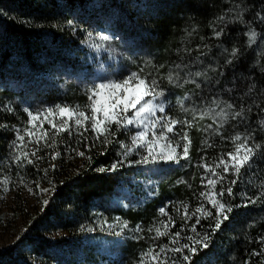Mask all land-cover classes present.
Instances as JSON below:
<instances>
[{
    "label": "trees",
    "instance_id": "16d2710c",
    "mask_svg": "<svg viewBox=\"0 0 264 264\" xmlns=\"http://www.w3.org/2000/svg\"><path fill=\"white\" fill-rule=\"evenodd\" d=\"M241 12L243 21L237 19ZM258 12L264 15V0H0V181L9 178L7 192L14 191L25 207L14 242L0 250V264H139L146 248L167 243L148 231L167 219L159 208L167 206L176 220L172 231H177L181 205L191 211L204 190L201 156L211 161L230 149L228 140L215 134L222 109L228 115L220 132L249 134L260 148L234 195L225 196L233 206L229 220L193 264H260L264 256L252 255L264 235V23L257 20ZM250 28L257 32L252 44L245 35ZM101 34L111 39L99 41ZM99 43L104 45L101 55L94 50ZM109 57L115 79L141 68L157 79L167 102L165 115L191 120L209 113L187 129L189 158L170 165L129 164L142 158L138 150L115 171H98L122 159L120 145L130 144L135 131L129 129L107 146L87 134L90 149L63 133L54 149L42 148L38 155L43 159L35 165L16 164L12 141L27 119L24 108L85 105L88 90L99 80L95 72ZM228 59L233 62L227 64ZM197 71L203 75L196 77ZM170 74L175 82L169 81ZM241 110L243 116L233 119ZM53 151L60 152L55 160L49 156ZM2 189L0 183V193H6ZM25 189L34 204L22 198ZM124 222L128 227L121 231ZM208 225L202 220L197 230L210 233Z\"/></svg>",
    "mask_w": 264,
    "mask_h": 264
},
{
    "label": "snow or ice",
    "instance_id": "6c2138e0",
    "mask_svg": "<svg viewBox=\"0 0 264 264\" xmlns=\"http://www.w3.org/2000/svg\"><path fill=\"white\" fill-rule=\"evenodd\" d=\"M256 17L258 21L264 23V15L258 12ZM237 19L243 21L242 12L238 14ZM67 23L72 24V21L69 20ZM223 31L222 28L215 32V36L220 37ZM245 35L249 44L254 43L257 39V32L251 28ZM88 36L91 38L92 33H88ZM98 39L103 42L109 41L111 37L101 34ZM103 46L102 43L95 44L97 49ZM237 52L238 50L233 48L231 56L235 57ZM232 62V59L226 61L227 64ZM194 75L200 77L203 73L197 71ZM168 79L170 82H175L171 74ZM192 82L195 83V81ZM254 87V84L249 87V92ZM158 89L157 79L149 78L141 68L139 71L129 72L119 79H103L93 83L88 90L87 103L83 106L56 104L41 110H30L26 107L24 108V112L27 114L25 124L22 128H16L15 139L12 141L13 160L21 167L26 164L35 165L37 161L43 159L38 155L42 148L54 149L63 133H67L70 139L75 136L77 143H83L86 148L90 149L93 144L87 143L89 140L87 134L91 133L93 141L107 146L114 142L118 132L129 129H135V131L131 135L130 144L120 145L124 149L122 159L114 162L110 168H100L98 171H115L123 165L129 156L138 153V150H143L142 158L128 161L129 164H147L158 161L178 163L181 159H188L191 139L187 129L193 127V121L198 118L202 120L209 113L201 112L198 116L194 114L191 120L171 118L165 115V103L160 100L163 92ZM178 102L182 103L179 98ZM233 107L234 105L231 103L227 105L229 109ZM5 110L13 111L9 106H5ZM216 115L220 117V122L217 124L215 134L228 140L231 145L230 149L220 153L211 161L201 156L199 167L203 169L204 175L201 176L200 183L204 190L199 193L200 202L191 211L187 204L181 205L182 223L177 231H172L176 227V220L168 213L167 206L159 208L160 216L167 217V219L160 220L148 231L154 232V240L167 238V243L154 244L146 248L140 255L139 264H193V257L210 247L212 235L221 230L224 223L229 220L233 206L225 200V196L232 197L234 195V186L246 174L260 145L252 143L249 134L223 135L220 129L228 114L222 109ZM242 116L241 110L236 111L232 118L236 119ZM45 124L48 125L47 128L44 127ZM178 125H182L179 130H177ZM211 128L212 124L206 126V129ZM204 143L211 147L207 140ZM33 145L34 147H30ZM72 151L80 157L86 156V153L79 149L72 148ZM59 155V151L49 153L52 160H55ZM51 167L54 169L55 164H52ZM43 171L46 175L48 170L43 169ZM0 183L3 184L2 190L7 192L9 178L5 176ZM36 187L39 188L38 182ZM29 191L32 190L29 189ZM40 191L48 192L50 190L40 189ZM250 202L254 204L256 200L253 199ZM43 203L47 205L48 200H44ZM177 211L179 212L180 209ZM193 220V223H189ZM202 220L209 221L210 233L202 234L197 230V226L201 224ZM108 227L113 226L108 225ZM120 227L123 231L128 227V224L124 222ZM83 230L82 226L81 231ZM87 230L93 231L91 228ZM136 230H141L139 225L136 226ZM258 243L261 245L260 250H254L252 255L264 256V235L259 238ZM245 264L248 262L246 261ZM260 264H264V260H261Z\"/></svg>",
    "mask_w": 264,
    "mask_h": 264
},
{
    "label": "rangeland",
    "instance_id": "374dc122",
    "mask_svg": "<svg viewBox=\"0 0 264 264\" xmlns=\"http://www.w3.org/2000/svg\"><path fill=\"white\" fill-rule=\"evenodd\" d=\"M93 47L94 45L91 46V48ZM94 50L96 53L100 55L103 53V48H99V49L94 48ZM108 60H109L108 62L101 63L99 65V68L95 72V74H97L98 76L97 78L99 79L98 82L103 79H115L113 77V73L116 71V67L113 65L114 59L113 57H109ZM160 100L164 101L165 107H167V102L165 101L163 96L160 97ZM157 115H160V114L157 113ZM140 151H142L143 153V150H140ZM158 162L161 163L163 161H158ZM163 163L170 165L175 162H172V163L163 162ZM18 189L19 187L16 188V190ZM0 194L8 195L5 199L0 197V250H2L10 246L14 242L15 229L17 228L19 230V228L21 227L22 209H24L25 207L23 206L22 201L20 203L17 202L18 199L15 197L14 191L6 192V193L1 192ZM22 194H23L22 198L25 199L24 200L25 202L30 201L31 205L34 204L32 203L33 201H31L32 197L29 194L27 189H25V193H22ZM29 206H27V208H29Z\"/></svg>",
    "mask_w": 264,
    "mask_h": 264
}]
</instances>
